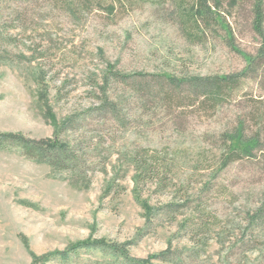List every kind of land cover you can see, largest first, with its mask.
Segmentation results:
<instances>
[{"label": "rangeland", "instance_id": "obj_1", "mask_svg": "<svg viewBox=\"0 0 264 264\" xmlns=\"http://www.w3.org/2000/svg\"><path fill=\"white\" fill-rule=\"evenodd\" d=\"M113 1L114 13L99 0L89 7L70 1L74 13L61 0L3 6L7 38L0 51L14 60L0 62V133L69 142L88 175L73 180L0 150V264H32L31 253L96 240L130 243L139 259L171 250L185 264H264V240L245 236L246 212L264 198V60L226 90L218 107L185 90L172 103L149 100L143 107L111 80L126 124L91 112L109 67L146 80L233 77L247 70L264 47L253 28L252 0H221L240 53L216 25L203 29L202 42L188 40L170 0ZM73 116V128L60 132ZM241 124L247 137L259 139V149L228 165L223 135ZM146 151L170 168L165 188L149 182L143 190L142 201L155 209L150 224L128 158ZM168 204L185 205L176 220L163 209ZM96 259L84 254L75 264Z\"/></svg>", "mask_w": 264, "mask_h": 264}, {"label": "trees", "instance_id": "obj_2", "mask_svg": "<svg viewBox=\"0 0 264 264\" xmlns=\"http://www.w3.org/2000/svg\"><path fill=\"white\" fill-rule=\"evenodd\" d=\"M28 0H0V47L2 48L6 41L7 21L2 15L3 6L8 3L19 4ZM67 9L71 8L74 13L73 5H69L73 0H61ZM98 1V0H94ZM103 1L109 8L111 13L115 11V2L113 0ZM129 1V0H127ZM166 1V0H165ZM176 9L177 17H179V25H181L185 37L188 40L200 42L204 37V30H208L211 26H218L226 34L225 39L229 47L233 51L240 53L234 45V37L231 33L230 26L220 13L221 0H170ZM82 2V3H81ZM81 4L89 7L93 0H81ZM213 2V4H211ZM236 2V0H235ZM238 4V0L235 3ZM71 6V7H69ZM252 24L253 28L259 36L264 38V0H252ZM190 29H195L194 31ZM197 30V31H196ZM203 30V31H202ZM199 33L201 35H199ZM202 42V41H201ZM250 57V56H249ZM11 53L9 51H0V62H12ZM261 60H264V47L259 49L256 57H250L247 70L238 76H215V77H188L177 79L169 75H160L146 80L144 74H125L116 68L109 67L102 78L100 91L102 97L97 107L91 109L99 116H110L112 120L124 126L125 119L120 105L122 100L117 93L110 94V81L114 80L122 88L129 89L135 102L146 104L150 102H169L176 100L175 97L179 92L185 90L188 97L195 100H201L203 104H211V106H220L225 99L227 89H231L237 84L239 78L248 75L249 70L256 66L259 67ZM238 78V79H237ZM177 98V97H176ZM76 116L66 119L60 127V132L71 130L75 122ZM226 139L227 155L225 162L230 163L243 157H252L254 152L259 149V139L255 137H247L245 135L244 125L236 127L233 132L223 135ZM0 150L17 152L22 157L39 165H46L51 169L66 173L71 179L85 180L87 171L84 170L86 165L83 158L79 155L78 150L69 142L60 140H34L25 137L22 134L0 133ZM129 158L130 164L135 169V196L141 202L145 212L147 223H151L154 217L155 209L142 201L143 190L149 186V182L155 183L160 188H165L168 183L169 166L164 163L160 157H149V152L143 154H132ZM88 168V167H86ZM201 207V206H200ZM185 205L168 204L163 207L167 215L176 220L180 210ZM196 209L198 207H195ZM201 213V212H199ZM246 228L245 236L264 240V198L260 204L252 210L246 212ZM128 244H118L101 240L87 241L72 247L68 251L53 252L44 256H37L31 253L32 264H50L58 262L60 264H75L81 262L84 254L90 257H96L98 264H155V262H164L172 264H185L180 254H175L171 250H166L158 255L149 257L148 259H139L131 256Z\"/></svg>", "mask_w": 264, "mask_h": 264}]
</instances>
